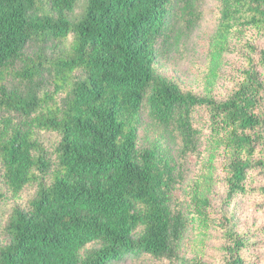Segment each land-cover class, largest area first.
I'll list each match as a JSON object with an SVG mask.
<instances>
[{
  "label": "trees",
  "instance_id": "trees-1",
  "mask_svg": "<svg viewBox=\"0 0 264 264\" xmlns=\"http://www.w3.org/2000/svg\"><path fill=\"white\" fill-rule=\"evenodd\" d=\"M203 2L0 0V202L14 200L0 264H202L180 241L189 230L202 245L212 229L216 264L248 262L249 235L222 207L255 195L264 209V0H214L203 67L186 85L159 58L198 26ZM230 54L242 64L217 96Z\"/></svg>",
  "mask_w": 264,
  "mask_h": 264
},
{
  "label": "rangeland",
  "instance_id": "rangeland-1",
  "mask_svg": "<svg viewBox=\"0 0 264 264\" xmlns=\"http://www.w3.org/2000/svg\"><path fill=\"white\" fill-rule=\"evenodd\" d=\"M201 7L203 16L198 26L193 30L183 29L184 31L180 33V35H184L182 44L176 50H172L168 55L159 58L161 65L159 67L160 71L186 85H192L195 82L200 69L203 67L205 44L216 25L215 9L217 6L214 0H204ZM226 59V67L222 69V75L216 83L217 96L229 91L231 87L230 79L237 78L235 69L242 64L240 54H230ZM262 72L264 73V69ZM146 122V119H144V124ZM144 128L140 133L145 132ZM154 135L155 133L150 130V139ZM39 138L48 148H52L56 136L43 132ZM201 151V149L198 150L200 152L199 154L204 157L205 155ZM201 155H199V158H202ZM198 161L197 154L192 155L186 160L185 168H187L188 172L185 175L187 174L188 177H191L196 173ZM221 161L222 157L218 156L212 169L214 180L210 188L209 198L215 208H218L221 200L225 197V188L221 182L223 172L219 169ZM0 187H3L1 179ZM257 203L258 197L255 195L237 196L228 205L224 204V207H222L231 216L235 229L239 233H248L249 235L248 239L250 244L242 252L244 258L248 259L246 264H264V209L259 208ZM13 205V198L6 192L4 200L0 202V238L2 237L3 224L12 210ZM194 234L189 230L184 232L180 241L179 251L185 256L190 255L191 251L199 252L202 264H216L221 258V248L223 245L219 232L214 229L209 230L207 239L204 240L202 245L198 244L196 234ZM117 264L149 263L145 259L135 261L128 259Z\"/></svg>",
  "mask_w": 264,
  "mask_h": 264
}]
</instances>
